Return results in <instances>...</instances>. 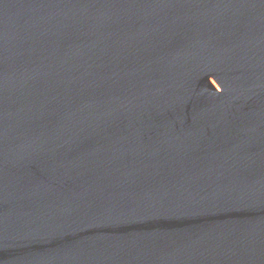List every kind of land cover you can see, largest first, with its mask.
I'll return each instance as SVG.
<instances>
[{
    "label": "water",
    "instance_id": "1",
    "mask_svg": "<svg viewBox=\"0 0 264 264\" xmlns=\"http://www.w3.org/2000/svg\"><path fill=\"white\" fill-rule=\"evenodd\" d=\"M0 264H264V0H0Z\"/></svg>",
    "mask_w": 264,
    "mask_h": 264
}]
</instances>
